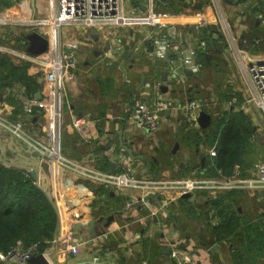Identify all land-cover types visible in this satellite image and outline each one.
I'll use <instances>...</instances> for the list:
<instances>
[{"label":"crops","instance_id":"obj_1","mask_svg":"<svg viewBox=\"0 0 264 264\" xmlns=\"http://www.w3.org/2000/svg\"><path fill=\"white\" fill-rule=\"evenodd\" d=\"M153 2L154 11L175 14V17L167 20V27L159 30L160 36L166 37L170 47V58L165 60L155 58L154 47L149 51L144 45L148 42L149 27L144 25V17L149 8V0H121L123 14L127 17L126 24L111 29L106 35L96 30V35L92 36L90 30L93 28L76 24L64 26L58 31L49 28L46 33H37L47 42L46 51L40 55H48L57 49L64 54H70L74 50L76 68L70 71L72 77L64 86L62 152L77 160H92L93 166L101 172L121 174L129 167L135 177L149 180L158 179V175L181 177L190 172L203 177L221 175V171L212 162L214 157L207 154V149L215 142L217 144V140L210 145L202 143L197 149L185 147L180 140V136L187 132H198L200 135L208 127L195 130L179 110H173L162 116L156 134L148 136L134 133L129 117L134 106L140 102L151 105L166 95L174 98L178 104L189 100L208 102L216 98L219 118L230 112H241L252 127V134L264 139V119L261 113L253 104L244 105L246 97L251 96L252 91L238 62L240 58L259 59L264 56V0ZM260 7L261 11L254 15L251 13L252 8ZM53 12L52 0H0V18L9 22L0 25L1 37L7 38L4 42L0 40V44L6 43L2 47L8 51L0 55L6 56L12 67L19 70L31 65L29 61L16 55L20 53L21 46L26 52V36L34 33L23 31L20 25L22 20L48 17ZM172 29L175 34L171 36L169 32L172 33ZM202 29H209L210 39L202 40L195 32ZM10 35L14 37L9 39ZM210 40L221 45L220 51L210 49ZM182 48L193 49L194 59L199 64L202 55H206V60H212L211 66L204 69H209L214 75L213 81L209 80V86L199 84L201 71V75L199 72L188 75L189 71L178 66L177 53ZM244 53L245 56L242 55ZM219 60L224 65H220ZM172 67L179 77L182 76L183 83L172 76ZM163 73L167 76L165 82L161 80ZM240 75L243 76L242 81L237 84L229 81L222 84L215 79L224 76L226 81L227 76L232 79ZM233 79L238 82V78ZM35 82L39 85L38 88L32 96L27 97L48 104V84L38 79ZM8 84L11 82L5 81L4 86L0 87V111L10 115L11 119L28 123L29 129L44 136V131L50 124V116L43 112L39 115L34 112L32 117L25 115L16 95H11L13 93ZM231 99H235V102L231 103ZM207 115L210 117L209 125L218 119ZM74 117L84 118V131L91 135L90 139L84 138L82 133L71 127ZM117 131L122 132V139L133 155L142 156V160H131L126 155V163L120 162L118 137L115 136ZM168 136H171L168 146L171 143L173 145L164 152L166 141L170 138ZM157 146L161 148H158L159 151L156 150ZM182 146L186 150L182 156L187 162L173 165L172 161H168V166L162 164L163 154L172 159L181 154ZM0 155L9 165L34 172V182L67 209L58 215L56 236L61 242L49 244L42 252L50 264H94L93 258H98L96 264H141L143 261L146 264H178V261L183 264L264 262V257H256L258 261L255 263L253 257L245 255L243 248L247 244L242 242V235L247 229H253L254 232L258 230L264 235V208L258 206H264V192L262 196H247L249 200L244 198L246 194L241 191L220 192L215 196L199 191L190 194L194 197L193 200L183 198L171 190L136 189L123 194L103 185L80 180L71 172L66 175L52 173L48 167L39 163L37 156H33V153L24 149L22 144L2 129ZM192 158L196 161L195 165H192ZM126 195H131L133 202L146 196L152 198L144 202L146 210L130 209L122 216L115 217L108 227H104L105 221L99 222V219L126 208ZM155 196L158 197L159 205L153 199ZM221 209L225 213L224 217L218 215V210ZM229 212L234 213L233 217ZM231 217L233 221L229 220V223L239 224L235 229L237 236L218 239L216 226ZM89 222H93V231L89 228L75 230L76 226L87 225ZM101 230L105 231L106 239L99 247L101 235H98ZM69 233L71 240L68 241L66 238ZM70 245H78L79 253L70 254L67 251ZM155 246L158 248L156 253ZM161 248L169 249V255L162 254ZM174 252L177 253V258L172 257ZM262 254L264 256V250Z\"/></svg>","mask_w":264,"mask_h":264},{"label":"built area","instance_id":"obj_2","mask_svg":"<svg viewBox=\"0 0 264 264\" xmlns=\"http://www.w3.org/2000/svg\"><path fill=\"white\" fill-rule=\"evenodd\" d=\"M25 0H23L24 2ZM54 12L51 16L44 18H26L20 23L25 33L36 32L46 33L49 28L58 31L60 28L68 25H82L86 28H94L102 35H106L111 29L123 27L126 24L127 17L123 14L121 0H52ZM153 0H149L148 11L144 17L146 20L144 25L149 27L147 40L152 42L154 47L153 55L155 58L165 60L168 57L170 47L167 44L166 37L160 36V29L167 27V20L175 17V14L160 13L153 10ZM195 15L198 16V13ZM260 18V16H258ZM8 21L0 18V25H6ZM199 34V30L195 31ZM175 32L172 29V36ZM13 35L8 37L13 38ZM1 37L0 40H3ZM7 39V38H6ZM180 43V40H178ZM75 48V47H74ZM73 48V49H74ZM22 49V50H21ZM19 48V57L22 60L29 61L31 65L27 68V74L36 80H43L49 86L48 104L29 99L24 95V87L20 86V92L11 89L21 102L22 112L27 116L41 114V112L50 116V124L45 129L44 136L36 134L29 129V124L21 120L11 119L10 115L0 111V129L6 131L7 134L20 144L26 147L30 153H36L39 163L48 167L52 173L68 174L69 172L76 175L80 180L103 185L123 194L136 189L146 190H171L179 195L194 194L195 192L205 191L212 196L220 192L241 191L247 196H255L264 192V162L254 163L245 169H241L236 165L233 168L232 175L223 177H203L191 174L186 179L174 180H149L144 177H135L133 170L126 167L125 172L121 174H112L97 170L92 160L74 159L64 155L61 149V121L63 110L64 86L72 75L71 70L76 68L73 59L74 50L70 54H64L59 49L53 50L48 55L30 56L22 48ZM8 52L4 47L0 46V53ZM10 54V53H9ZM245 56V53L242 54ZM12 57V55H11ZM195 51L193 49L182 48L178 50L177 62L178 66L190 73L200 72V64L194 59ZM238 59L239 65L250 84L252 95L246 97L244 105L253 104L261 113L264 119V56ZM171 63V62H170ZM172 76L181 83L184 79L178 76L176 70L170 69ZM235 99H231L234 103ZM218 100L216 98L211 101L189 100L183 104H178L174 98L166 95L160 97L153 104L148 105L140 102L134 106L129 117V124L134 133L153 136L160 127L162 116L170 111L179 110L187 123L195 129L199 130L198 116L201 112H206L213 118H219L220 113L217 111ZM84 118L74 117L71 121V127L82 133L84 138H91V135L85 134ZM216 142L207 149L210 157L216 156ZM113 148H111L112 151ZM118 158L121 163H126V153L120 149ZM3 157L0 155V161ZM31 170H24L25 177L31 175ZM196 176V177H195ZM54 198V197H53ZM52 200L55 203L57 216L67 210L63 205L59 204L58 199ZM101 241L99 247L102 246L105 235L100 236ZM56 232L49 244H57L61 241ZM71 240L69 233L67 238ZM67 251L76 255L79 253L78 245H70ZM36 255V248L32 246L27 250H22L20 246H16L7 253H0V264H27L31 256ZM172 257L177 258V253H173ZM93 263H98V258H93ZM141 264H146L143 261ZM178 264H183L178 261Z\"/></svg>","mask_w":264,"mask_h":264},{"label":"trees","instance_id":"obj_3","mask_svg":"<svg viewBox=\"0 0 264 264\" xmlns=\"http://www.w3.org/2000/svg\"><path fill=\"white\" fill-rule=\"evenodd\" d=\"M258 11H261V7L251 9L253 15ZM199 32V37L202 40L210 39L209 29H202ZM217 39L219 40L218 36ZM220 46L214 40H210L212 51H220ZM201 59L205 68L211 66L212 60H206V55H202ZM26 69V67L15 69L6 56L0 55V87L4 86L5 81H9L13 85L18 84L24 87L25 96H32L39 85L35 82L34 77L27 75ZM203 131L200 132V135L198 132H187L180 136L181 143L185 147L197 149L198 145L202 143L210 145L217 140L216 156L212 162L215 168L221 171L223 177L231 176L236 165L245 169L255 162L258 148L251 140L252 127L243 113L225 114V116L213 120ZM259 149L264 152V146ZM222 201L223 199L220 202ZM223 212V209L218 210V215L224 217L225 213L223 214ZM229 213L233 217L234 213ZM232 217L224 219L216 226L218 239L237 236L235 229L239 224L229 223V220L233 221ZM57 224L58 216L51 200L36 185L32 176L25 177L22 169L7 167L0 163V253H7L16 246H20L22 250L35 246L36 254L42 253L52 240ZM244 232L242 242L243 244L246 242L247 246L242 247L243 252L245 255L248 254L249 258L253 257L257 263V258L264 257L262 254L264 235L258 230L254 232L253 229L252 231L247 229ZM150 245H152L151 242ZM154 252H158L156 246Z\"/></svg>","mask_w":264,"mask_h":264},{"label":"water","instance_id":"obj_4","mask_svg":"<svg viewBox=\"0 0 264 264\" xmlns=\"http://www.w3.org/2000/svg\"><path fill=\"white\" fill-rule=\"evenodd\" d=\"M90 33L92 36H95L97 31L93 28L90 30ZM26 40L28 42L27 48H26V52L29 55L32 56H38L42 53H44L46 51L47 48V42L45 40V38L39 36L37 33H31L28 36H26ZM145 46L148 47V50L151 51L153 49V45L151 41L145 42L144 43ZM170 58V57H168ZM188 75H190V72H187ZM166 74H161V80L163 82H165L166 80ZM10 85V84H8ZM38 97V96H37ZM210 122V117L205 114L204 112H201L199 114L198 117V123L200 128L202 129H206L209 125ZM115 136L118 137V145L119 148L122 149L126 155L129 157V159L131 160H135V159H143L142 156H134L132 150L126 145V141L122 139V132L121 131H117L115 133ZM110 147V145H109ZM24 149H26V147L24 146ZM36 153H33V156H36ZM31 176L33 178V180H36L35 177V173L31 172ZM183 198H190L191 200L194 199L193 196H191L190 194H184L182 195ZM150 198H152L151 196H146L144 198H138L135 202H133V197L131 195H126L124 197V205H126V208H124L123 210H116L114 212H112L110 215H108L107 217H102L99 219V222H103L105 221L104 227H108V225L114 220L115 217H119L122 216L124 213H127L130 209H137V210H141V209H147L145 207L144 202L148 201ZM154 201L159 205L158 202V197L155 196ZM93 222H89L87 225H78L76 226L75 230L78 228H89L91 231H93ZM105 231L101 230V232L99 233L98 236L100 235H104ZM95 236H92V238H94ZM161 253L165 254V255H169L170 250L167 248H161ZM27 264H50L47 259L44 257V255L42 253L40 254H36L34 256H31L28 261ZM264 264V262H263Z\"/></svg>","mask_w":264,"mask_h":264},{"label":"rangeland","instance_id":"obj_5","mask_svg":"<svg viewBox=\"0 0 264 264\" xmlns=\"http://www.w3.org/2000/svg\"><path fill=\"white\" fill-rule=\"evenodd\" d=\"M4 39H6V38H4ZM4 39H3V42H4ZM9 40V39H8ZM5 42H7V41H5ZM5 44L6 43H4V44H0V46H5ZM12 58V57H11ZM201 64V67H200V71L202 72V75H201V72H199V75H201L200 76V79L198 80L199 81V84H201V83H204V85L205 86H207L210 82H209V80L210 81H213V78H214V75H213V73L211 72V71H209V69H207V70H204L205 69V67H204V63H203V61H202V59H201V62H200ZM219 64L220 65H224L223 63H221L220 62V60H219ZM226 72V71H225ZM230 73V72H229ZM226 74V73H225ZM228 75V74H227ZM242 75H240V76H235V77H232V79L233 78H238V82H237V80L236 79H231L230 78V76L228 77L227 76V79H226V81L224 80V76H220V77H218V78H220V79H217V78H215L216 80H217V82H222V84L225 82H227V81H229V82H232V83H240L241 81H242ZM209 86V85H208ZM8 88H11V89H14L15 91H18V92H20V90H21V88H20V85H18V84H10L9 85V87ZM7 89V88H6ZM204 91V90H203ZM202 91V92H203ZM11 95H13V96H15L14 94H11ZM20 102V101H19ZM21 103V102H20ZM254 135V134H253ZM255 137H253V139L251 138V140L252 141H254V143L256 144V147L258 148L256 151H257V153H256V155H255V162L254 163H259V162H264V152H261L260 151V147H262V146H264V145H262V142L264 141V139H261L259 136L257 137L256 135H254ZM156 137H158V136H156ZM168 137H170L167 141H166V143H167V146L165 147V151L164 152H167L169 149H171L172 148V143L168 146V143L171 141V136H168ZM159 138H160V136H159ZM161 139L163 140V138L161 137ZM158 148H160V146H157V151H159V149ZM161 149V148H160ZM180 150V148L178 149V151ZM186 153V150H185V148H184V146H182L181 147V154H178L176 157H174V158H172V159H170V157H168L167 156V154H163V156H162V164L163 165H166V166H168L169 165V162L168 161H172L173 162V165H175V164H178V163H184V162H187L186 160H184V158H183V154H185ZM181 157V158H180ZM159 158H161V157H159ZM192 160V165H195L196 164V161L192 158L191 159ZM7 160L5 159V158H3V160L2 161H0V163L1 164H3V165H5V166H7V167H13V166H11V165H9L7 162H6ZM178 161V162H177ZM190 163H191V161H189ZM239 166V165H238ZM16 168V167H15ZM187 173V172H186ZM185 173V174H186ZM191 172L190 173H188V174H186V175H184V176H179V177H174V176H167V177H165V176H161V175H158V179H160V180H174V179H186V178H188V177H190L191 176ZM197 177H198V175H196ZM195 176V177H196ZM37 185V184H36ZM38 186V185H37ZM39 187V186H38ZM40 188V187H39ZM263 194H259V196H262ZM245 197V199H248V198H246L247 197V195H244ZM49 197V199L51 200V202H52V204H53V206H54V208H55V203H54V201L52 200V198L50 197V196H48ZM254 199V198H253ZM249 200V199H248ZM258 206H261V207H263L264 208V206H262L261 204H259ZM55 211H56V209H55ZM264 219V218H263Z\"/></svg>","mask_w":264,"mask_h":264}]
</instances>
